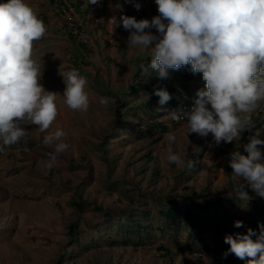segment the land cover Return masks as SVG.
<instances>
[{"label": "rangeland", "instance_id": "obj_1", "mask_svg": "<svg viewBox=\"0 0 264 264\" xmlns=\"http://www.w3.org/2000/svg\"><path fill=\"white\" fill-rule=\"evenodd\" d=\"M63 1L65 11L51 0H26L47 28L45 36L33 44V58L44 66L41 83L45 89L61 95L65 85L59 72L78 69L87 79L89 109L74 111L58 96V115L47 132L22 125L30 132L26 142L0 152V264H246L232 254L223 257L229 248L225 235L237 234L228 216L248 219L241 233L248 228L259 233L258 225L264 224V198L250 189L248 203L235 198L229 153L239 150L246 155L243 145L256 129H261L264 140V101L253 114L256 126L252 132L245 131L232 143L216 146L211 134L187 135L183 121L170 132L176 136L173 150L184 164H169L165 133L141 134L131 117L122 115L130 106L146 102L147 95L149 100H159L151 89H140L137 96L130 92L134 85H147L155 77L148 75L150 69L146 75L136 70L150 51L129 50V33L123 27L113 31L108 22L121 14L150 20L158 15L154 0H138L139 11L124 0H101L99 6L89 7L84 6L85 0ZM175 79L170 75L153 85ZM203 84L201 74L187 82L195 90ZM102 97L111 100L101 104ZM176 102V107L164 106L169 112L181 111L177 107L185 104ZM170 119L167 113L158 117L159 121ZM57 129L63 130L62 141L69 147L49 168L46 162L54 145L45 146L42 141ZM190 160L196 161L195 167H188ZM184 199L220 207L207 217L205 233L194 241L187 238L186 229L176 240L156 233L148 245L137 248L109 246L101 240L110 234L116 237L108 226L110 219L138 216L145 209L155 215L154 207ZM74 201L84 203L83 209L76 208ZM92 237L99 243L86 248L87 238ZM161 245L171 254L160 252Z\"/></svg>", "mask_w": 264, "mask_h": 264}, {"label": "clouds", "instance_id": "obj_2", "mask_svg": "<svg viewBox=\"0 0 264 264\" xmlns=\"http://www.w3.org/2000/svg\"><path fill=\"white\" fill-rule=\"evenodd\" d=\"M137 11L138 0H124ZM158 15L137 20L134 16L113 15L108 22L129 33V50H149V69L159 79H169L171 71L188 68L201 74L204 88L196 93L193 105L187 110L168 111L160 107L173 121H184L188 134L200 137L212 135L216 146L240 140L245 132H252L256 123L253 114L264 101V0H154ZM101 0H85L84 6H99ZM122 11V6H119ZM152 29H155L153 33ZM47 28L26 0H7L0 3V152L6 147L27 140L30 124L45 133L58 115L57 98L62 97L74 111L89 109V95L85 90L86 77L78 69L59 72L65 85L63 94L46 90L41 83L43 67L33 58V44L41 40ZM190 66V67H189ZM158 104L166 105L171 94L163 87H154ZM150 95L145 100L150 99ZM110 97H102L108 104ZM65 133L57 129L43 137L45 146L54 145L48 153L46 166L56 164L59 155L69 145L62 141ZM261 129L248 137L244 153H229L232 191L235 198L249 202L250 189L264 198V140ZM166 160L183 166L180 155L173 150L176 136L164 135ZM190 160L188 167H195ZM203 171V170H201ZM236 228L243 221L234 223ZM259 233L248 228L246 233L225 235L229 245L223 257L232 254L246 264H264V224ZM255 237V239H253Z\"/></svg>", "mask_w": 264, "mask_h": 264}, {"label": "trees", "instance_id": "obj_3", "mask_svg": "<svg viewBox=\"0 0 264 264\" xmlns=\"http://www.w3.org/2000/svg\"><path fill=\"white\" fill-rule=\"evenodd\" d=\"M51 3L56 4L58 7L61 6L62 8L67 9L66 2L63 0H51ZM145 58L147 61L137 63V71L143 72V68L148 65L147 62H151L150 55L145 56ZM146 74L147 73L144 72V75ZM152 74H154L155 77L150 81V83L147 85L136 84L133 88H131L130 92L137 96L140 89L153 90L155 87L153 83H159L162 79H159L150 69V73L148 75L152 76ZM170 75H174L178 79L164 81V83L158 85V87L166 86V90H168L172 96V99L168 102L169 104L175 107L178 106L179 104L176 102L178 99L179 101L182 100V102L185 104L184 108L177 107L178 109H189L197 98V91L204 88V84L197 87V90L189 87L187 82L191 80L193 74L188 68H182L179 71H171ZM160 107L166 109L165 106H160L158 104V100L156 102L149 100L130 106L122 113V115L124 116L127 114L130 116L133 126H135L137 131L141 134H163L177 129L183 120L179 122L173 121L172 119L168 121H159L158 117L166 114L165 112L157 110V108ZM118 128L120 129L121 127ZM225 201H228L231 204H237L232 199H225ZM73 204L79 209H83L84 207V203L74 201ZM219 208L216 204L202 206L197 202H191L188 199L174 201L167 204L166 206L154 207L156 210L155 215L152 214V209H145L144 211H139L138 216L131 214L122 219H115L114 221L110 219L108 221V226L111 227L112 231L115 230L113 232H115L116 237L110 234L104 238H101V240L104 242V244L109 246L132 245L137 248L143 245H148L151 242V238H153L156 233H160L161 236L166 239L176 240L180 234V231L182 229H186L188 232L187 238L194 241L197 239V237H200L205 233L208 224L207 217L211 214V212H215L216 214ZM248 214L254 216L251 212ZM152 215L157 217L155 222L152 221ZM237 220L243 221L244 225L246 222H248V219L242 215L233 214L231 217L228 216V221H230L233 226ZM113 226H116V228L113 229ZM70 228L72 232L75 231L74 225H71ZM242 228L243 227L236 228L234 226V231L241 233ZM87 242L88 245L86 248L99 243L97 237H92V239L87 238ZM73 246L75 247V245H71L72 248H74ZM159 250L164 254H171V251L167 246L161 245Z\"/></svg>", "mask_w": 264, "mask_h": 264}, {"label": "crops", "instance_id": "obj_4", "mask_svg": "<svg viewBox=\"0 0 264 264\" xmlns=\"http://www.w3.org/2000/svg\"><path fill=\"white\" fill-rule=\"evenodd\" d=\"M0 2H5V3H6V2H7V0H3V1H2V0H0Z\"/></svg>", "mask_w": 264, "mask_h": 264}, {"label": "built area", "instance_id": "obj_5", "mask_svg": "<svg viewBox=\"0 0 264 264\" xmlns=\"http://www.w3.org/2000/svg\"><path fill=\"white\" fill-rule=\"evenodd\" d=\"M66 9L64 8L63 11H65Z\"/></svg>", "mask_w": 264, "mask_h": 264}]
</instances>
